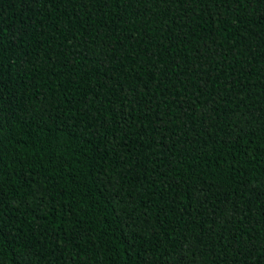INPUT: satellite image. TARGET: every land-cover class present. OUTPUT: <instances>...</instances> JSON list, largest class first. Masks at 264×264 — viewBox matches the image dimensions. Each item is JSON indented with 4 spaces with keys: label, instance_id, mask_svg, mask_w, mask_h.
Here are the masks:
<instances>
[{
    "label": "trees",
    "instance_id": "1",
    "mask_svg": "<svg viewBox=\"0 0 264 264\" xmlns=\"http://www.w3.org/2000/svg\"><path fill=\"white\" fill-rule=\"evenodd\" d=\"M0 264H264V0H0Z\"/></svg>",
    "mask_w": 264,
    "mask_h": 264
}]
</instances>
